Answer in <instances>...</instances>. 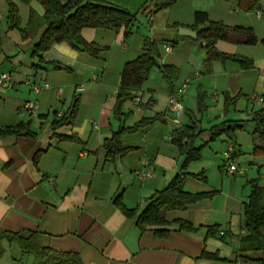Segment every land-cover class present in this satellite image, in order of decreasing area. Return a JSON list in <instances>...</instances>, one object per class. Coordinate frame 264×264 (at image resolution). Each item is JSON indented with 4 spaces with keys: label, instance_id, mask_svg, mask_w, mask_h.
<instances>
[{
    "label": "crops",
    "instance_id": "obj_1",
    "mask_svg": "<svg viewBox=\"0 0 264 264\" xmlns=\"http://www.w3.org/2000/svg\"><path fill=\"white\" fill-rule=\"evenodd\" d=\"M8 1L18 8L21 29L30 12L43 15L36 0H0V76L9 77L0 85V129L29 122L36 134V138L24 134L0 138V230L41 232L52 250L77 253L83 264H223L201 258L204 251L219 252L212 242L219 239L236 247L221 259L232 262L238 254L253 258V252L242 251L247 246L240 238L245 236L242 212L249 183L256 181L264 189V155L253 154L254 124L250 122L264 98V45L217 41L219 53L251 60L253 66L243 70L232 60L206 65L204 47L168 26L189 28L198 11L212 22L250 29L262 41L264 0L252 12L242 11L232 0H176L156 13L149 0H106L111 6L137 11L131 37L124 40L123 28H84L80 34L86 43L106 49L99 59L58 43L41 55L44 63L31 57L41 30L26 39L18 30H7ZM146 37L156 45L158 64L174 67L175 76L169 82L153 69L118 116L114 108L122 68L142 54ZM45 63L67 70H55ZM35 64L37 70L31 68ZM183 82L187 85L179 96L182 114L175 124L173 115L165 113L169 96ZM28 83L47 84L48 88L35 94ZM199 92L204 95L202 110ZM225 96L237 97L235 103L226 105ZM74 98L79 100L75 120L52 130L54 115L64 114ZM28 101L36 104L35 117L23 109ZM143 118L158 119L122 136L127 153L106 161L104 141L121 126L131 127ZM223 122L242 126L233 134L234 141L226 135L212 139L210 129ZM181 126H195L193 145L201 147L200 159L185 169L181 165L186 153L171 142L172 132ZM228 163L235 165L234 173L225 171ZM140 170H151L153 176L140 182L135 175ZM178 174L185 191L215 193L211 199L166 215L167 221L183 220L199 227L196 232H171L164 239L150 231L140 234L114 205L120 196L127 208L141 211L147 199ZM197 174L204 180L192 177ZM212 226L217 230L206 237ZM1 246L0 259L15 247ZM10 261L19 263L18 249Z\"/></svg>",
    "mask_w": 264,
    "mask_h": 264
},
{
    "label": "trees",
    "instance_id": "obj_2",
    "mask_svg": "<svg viewBox=\"0 0 264 264\" xmlns=\"http://www.w3.org/2000/svg\"><path fill=\"white\" fill-rule=\"evenodd\" d=\"M28 3L31 0H21ZM43 9V15L37 17L30 12L27 25L21 29V20L17 6L7 2L6 28L8 31L18 30L23 39L36 35L41 30L39 38L33 47L31 57H37L40 63L41 55L48 51L54 44L66 43L72 49L84 52L94 59H99L105 48L94 44L86 43L81 37V30L84 28L108 29L118 31L124 29V40H128L132 35V28L135 24L137 11L130 12L111 6L106 0H68L61 3L59 0H36ZM153 5L152 13L171 7L176 0H149ZM230 1V0H224ZM237 3L239 9L244 12L258 11L261 8V0H232ZM145 6H142V9ZM194 24L188 29L198 31L202 27L206 30L197 33L195 42L202 45L206 51L205 64L213 61L232 60L239 64L243 70L251 69V60L234 56H226L215 49L217 41H227L235 44L254 46L258 42L264 45V40L258 41L252 30L239 27H227L220 22H212L206 13L196 11L193 15ZM168 28L177 31L181 28L172 24ZM185 28V27H184ZM158 51L155 43L149 38H144L142 54L132 62L125 64L120 74V83L117 89L115 114L120 116L125 103L134 99V94L138 92L142 84L148 78L153 69L159 70L166 79L171 82L175 76V68L172 66L158 64ZM55 70H67L61 66L45 63ZM33 70H37L38 65H32ZM237 97L225 96V104H234ZM204 95L199 92L198 104L200 110L203 107ZM79 100L74 98L61 117L54 115L51 129L56 130L66 125H70L76 118ZM158 118H143L131 127L121 126L112 133L109 139L104 141L105 159L111 162L115 157H122L127 150L122 147V136L132 134L139 128L152 125ZM250 122L254 124L251 134L253 144V154L264 155V98H262L261 108L251 115ZM239 122H223L210 129L212 139L220 135H226L228 139L234 141L233 134L240 131L242 126ZM24 134L29 138H36V134L30 130V123H19L15 126L0 129V138ZM197 133L195 126H181L171 134V142L186 153L181 165L182 169L193 161L201 157V147L195 148L194 141ZM38 154L34 155L33 162L36 164ZM194 178L204 180L202 174L193 175ZM250 192L246 202L243 203V228L245 236L240 238V242L247 247L242 251L264 252V189L256 181L250 182ZM215 193H191L183 189V182L180 175H176L170 183L161 191L154 193L147 199L145 207L138 211L136 208H127L118 196L114 200L116 208L128 219L133 221L134 226L140 234L150 231L157 238L164 239L171 232H196L199 227L183 220L167 221L166 215L169 212L184 211L187 207L202 200L211 199ZM217 227L207 228L206 237L213 234ZM224 237V234L221 238ZM47 235L38 231L22 230L18 232L0 230V257L4 250L2 243L13 245L19 251V261L31 260V264H83L80 256L72 252H56L47 244ZM204 260L220 262L223 264H264V257L252 258L241 254L236 255L232 262L218 257L217 253L204 251L201 255Z\"/></svg>",
    "mask_w": 264,
    "mask_h": 264
},
{
    "label": "built area",
    "instance_id": "obj_3",
    "mask_svg": "<svg viewBox=\"0 0 264 264\" xmlns=\"http://www.w3.org/2000/svg\"><path fill=\"white\" fill-rule=\"evenodd\" d=\"M8 81H9L8 75H1L0 76V85H2L5 82H8ZM186 85H187V82H183L179 86V88L176 91L172 92V94L168 98V106H167V111L165 113V116H167V113L172 114L173 115L172 121L175 124L180 123V117H181L182 113H181L179 96L184 93ZM28 86H30L32 92H34L35 94H39L42 90L48 88L47 84L40 85V84H35V83H28ZM135 101L137 103L138 100H135ZM259 101H262V100L260 99ZM23 109L28 112L29 116H31V117L36 116V104L34 102H30V101L26 102L23 105ZM61 116H62V114H58L57 117H61ZM94 128H96V127L94 126ZM225 158H226V160H229L228 154H225ZM235 170H236L235 165L230 164V163H228L227 167L225 168V171L227 173H234ZM135 175L140 182H143L146 179L151 178L153 176L151 170H140V171H137L135 173ZM219 235L222 236L223 233L220 232Z\"/></svg>",
    "mask_w": 264,
    "mask_h": 264
},
{
    "label": "rangeland",
    "instance_id": "obj_4",
    "mask_svg": "<svg viewBox=\"0 0 264 264\" xmlns=\"http://www.w3.org/2000/svg\"><path fill=\"white\" fill-rule=\"evenodd\" d=\"M212 242L214 243L215 247L217 246L219 249V252L217 253L219 258L229 257L232 254V252L236 251V247L232 246V244L229 242L222 241L221 239L212 240ZM215 247H214V249H217ZM16 250H17V247L8 249L5 252L4 257L0 259V263L1 264H4L5 262L7 264H8V262L10 263L11 262L10 261L11 255L14 254V252H16ZM261 255H264V252L257 251V252H253V254H252L253 258H257V256H261ZM18 264H31V261L29 259L28 260H21V261H19Z\"/></svg>",
    "mask_w": 264,
    "mask_h": 264
},
{
    "label": "water",
    "instance_id": "obj_5",
    "mask_svg": "<svg viewBox=\"0 0 264 264\" xmlns=\"http://www.w3.org/2000/svg\"><path fill=\"white\" fill-rule=\"evenodd\" d=\"M205 30H206V27H202V28L198 29L197 32L190 30L188 28L181 27L177 30V34L179 36L189 37V38L195 39V38H197V33H201Z\"/></svg>",
    "mask_w": 264,
    "mask_h": 264
}]
</instances>
